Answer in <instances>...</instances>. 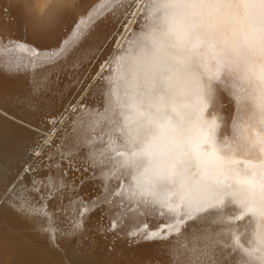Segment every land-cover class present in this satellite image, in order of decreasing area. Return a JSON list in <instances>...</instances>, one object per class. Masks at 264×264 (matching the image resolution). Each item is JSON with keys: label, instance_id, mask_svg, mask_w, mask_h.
I'll list each match as a JSON object with an SVG mask.
<instances>
[{"label": "snow or ice", "instance_id": "6c2138e0", "mask_svg": "<svg viewBox=\"0 0 264 264\" xmlns=\"http://www.w3.org/2000/svg\"><path fill=\"white\" fill-rule=\"evenodd\" d=\"M81 4L46 0L38 9L34 0H0V52L24 53L26 63L35 65L42 51L5 34L16 9L25 32L51 42L40 64L69 63L73 83L88 94L52 114L36 98L38 89L13 96L0 86V112L4 105L24 107L47 124L38 140L16 145L20 151L6 156L9 122L0 120V217L14 211L38 219L53 247L59 250L58 241H65L71 264H82L72 257L94 247L87 223L95 212L101 214L95 233L112 237L110 257L115 241L124 238L165 246L166 257H145L139 264L179 258L185 264H264V0H103L88 9ZM109 20L111 30L98 32ZM97 96L114 106L105 103L101 112L89 100ZM102 120L110 131L101 127L93 135ZM113 132L119 149L111 139L100 148ZM24 154L29 159L18 163ZM121 157V178L114 185L116 171L109 164ZM98 171L103 191L95 198L80 196ZM162 185L168 188L163 198ZM57 198L60 207L49 211ZM58 213L67 224L61 225ZM248 216L256 221L252 238L242 243L234 235L231 245L222 243L233 219ZM140 217L143 224L137 223ZM128 224L133 228L125 231ZM22 243L0 226V254Z\"/></svg>", "mask_w": 264, "mask_h": 264}, {"label": "bare ground", "instance_id": "6f19581e", "mask_svg": "<svg viewBox=\"0 0 264 264\" xmlns=\"http://www.w3.org/2000/svg\"><path fill=\"white\" fill-rule=\"evenodd\" d=\"M20 0H5V3H18ZM37 8L39 9L46 0H34ZM103 0H82L81 9H88L92 4H102ZM77 9V12L81 11ZM9 20L6 25V35H10L13 39L26 40L30 43H35L36 47L42 49L37 54V63L35 65L26 63L28 55L20 52L3 53L0 52V86H3L13 96H27L38 89L37 99L44 106V111L57 114L66 108L71 103H79L84 100L88 95L86 91L82 93V85L74 84L75 79L74 70L70 64L65 62L57 64L54 67H46L40 64V58L48 53L43 49L51 46L50 41L37 40L31 30L25 32V21L21 18L20 13L16 9L10 11ZM111 30V20L101 22L98 26V32L106 34ZM19 64V70H17ZM95 71V69H93ZM86 87V86H85ZM95 101L94 106H98L100 111H104L105 103L110 109L114 106V102L109 100L105 101L101 97H89V100ZM4 112H0V120L8 121V128L10 135L5 139L3 145L4 154L7 156L15 151H20L19 148L14 146H23L25 143H31L32 140H38L44 133L40 129L46 128L47 124L43 120L41 114H35L24 107L15 105H4ZM15 117V119H13ZM103 128L105 133L110 131V125L107 121L102 120L96 128L98 135L100 128ZM90 132V129L88 130ZM60 134L63 135V129ZM117 133L113 132L111 136L105 135L103 137L104 143L99 145L100 148H106L109 140L116 141L111 145L113 148L119 149L121 142L117 140ZM108 155L114 157L115 153L108 151ZM247 158V157H240ZM29 155L16 158L19 163L21 160H28ZM124 159L115 158L111 160L109 169L116 171V177L113 178L112 184H116V180L121 178V165ZM39 162H37L38 164ZM36 167V165H33ZM123 176L130 180L128 170H122ZM23 179V177L21 178ZM71 177L69 178V182ZM123 182V181H122ZM104 189V176L98 171L96 179L93 183L84 186L83 190L79 192L80 196L85 198H95ZM115 190V189H113ZM161 198L167 195L168 188L162 185L158 189ZM69 195H71L69 193ZM67 204V198L64 201ZM60 207L59 198L53 201L49 207V211L56 212ZM159 207V205H157ZM238 212H229L226 215H238ZM100 213L95 212L88 220L87 227L95 237L94 247L88 255H74L73 260L81 261L86 264L88 260L94 264H111V260H116L117 264H139V261L145 257H166V253L161 249L164 245L161 244H129L127 239H118L115 241V253L110 257L108 249L112 245V237L108 236L107 239L103 235L95 233V228L100 222ZM58 219L61 225L67 224V219L62 213H58ZM145 221L143 217L138 218L137 223L143 224ZM152 223L153 221H149ZM0 226L6 228L9 232H14L22 240V244L15 247L10 253L0 254V264H71V261L65 258L64 249L67 247L63 239L59 240L60 249L53 247L48 235L41 232L40 221L36 218L23 217L17 213L10 212L0 217ZM133 225L128 224L125 226V231L132 230ZM221 231V229H216ZM256 231V221L248 216L237 222L233 219L228 228L224 229L222 243L231 245L232 236H239L242 243H246L251 239ZM87 247V246H86ZM154 264H159V261H154ZM167 264V260H166ZM172 264H185L183 258L176 259ZM231 264H238L237 260H233Z\"/></svg>", "mask_w": 264, "mask_h": 264}]
</instances>
